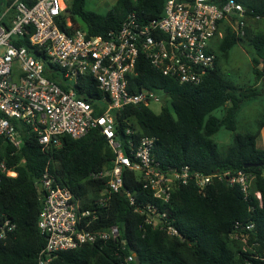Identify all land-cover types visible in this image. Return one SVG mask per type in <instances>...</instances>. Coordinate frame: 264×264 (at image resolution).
<instances>
[{
    "label": "trees",
    "instance_id": "obj_1",
    "mask_svg": "<svg viewBox=\"0 0 264 264\" xmlns=\"http://www.w3.org/2000/svg\"><path fill=\"white\" fill-rule=\"evenodd\" d=\"M236 1L243 6L245 22L264 19V0ZM85 2H68L71 25L62 20V31L81 29L87 36L105 35L117 30L127 13L134 11L139 20L147 22L161 17L164 5V0H115L100 13L85 9ZM239 41H246L252 49V73L260 81L259 87H240L220 69V58ZM24 42L29 48L26 39ZM212 51L213 67L206 68L195 84H180L163 75L140 54L129 76L128 89L133 93L141 89L161 91L160 109L154 113L139 104L114 111L115 132L125 152L129 139L136 144L141 136L154 137L151 153L161 166L179 169L187 165L207 174L222 170L249 172L253 177L250 198H244L238 185L215 179L204 193L189 182L175 187L167 202H160L144 187L138 172L125 171L123 187L135 201L154 204L164 213L161 223L154 225L146 222V215L134 210L124 192L113 193L106 205L95 203L105 179H92L89 174L109 168L114 157L99 127L78 138L62 136L58 147L46 150H42L34 135H25L19 150L12 155L10 145L0 147V156L16 171L15 176L3 177L0 182V213L16 226L13 234L0 241V264H31L44 244L37 227L41 191L35 183L45 167L59 185L80 198L83 208L98 215L91 228L115 225L119 229L118 240L61 250L48 264H264V147L256 146L264 114H259L254 126L243 125L244 130H239L238 121L244 102L257 99L264 105V31L245 26L244 34L239 36L224 25L223 35L215 39ZM47 74L57 79L55 73ZM73 87L78 96L101 112L95 99L103 93L96 89L90 76ZM127 128L131 129L130 134L125 133ZM221 128L229 131L231 138L219 149L214 135ZM254 191L260 192V205L252 195ZM247 223L253 224L251 230L244 228ZM167 224L179 236L167 233ZM237 233H242L245 241L241 236L234 237ZM127 256L132 257L128 263Z\"/></svg>",
    "mask_w": 264,
    "mask_h": 264
},
{
    "label": "built area",
    "instance_id": "obj_2",
    "mask_svg": "<svg viewBox=\"0 0 264 264\" xmlns=\"http://www.w3.org/2000/svg\"><path fill=\"white\" fill-rule=\"evenodd\" d=\"M69 1L10 0L0 10V147L10 145L9 155H12L19 150L23 136L32 134L42 150H46L58 147L62 136L78 138L99 127L114 157L109 168L89 174L92 179H105L104 189L95 203L106 205L113 193L124 192L134 210L146 215V222L154 225L161 223L164 213L154 204L135 201L123 187L125 171L138 172L144 187L160 202H167L175 187L189 182L204 193L215 179L238 185L244 198L249 199L253 177L244 170L207 174L193 171L187 165L179 169L161 166L152 157L155 140L152 136H141L136 144L129 139L125 152L115 132L113 116L114 111L127 105L161 103V91L141 89L133 93L128 89L129 76L140 54L163 75L180 84L199 82L203 71L213 67L212 40L221 35L220 22L228 20L234 33L244 34L246 22L241 3L164 0L159 18L142 22L131 11L117 30L87 36L81 29L70 33L60 29L62 20L71 25ZM47 73H55L57 79ZM87 76L103 93L95 99L101 112L94 109L92 102L78 96L73 87ZM125 133L130 134L131 129L127 128ZM15 175L14 168L0 156V182L3 177ZM35 186L41 191L37 227L44 244L31 264H48L57 252L84 243L119 239L115 225L91 228L98 215L83 208L80 198L59 185L47 167ZM252 195L260 205V192L254 191ZM15 227L14 222L0 213V241L13 234ZM164 227L167 233L178 235L171 225ZM244 228L251 230L253 224L247 223ZM239 236L245 241L242 233L234 234ZM131 260V256L125 258L127 263Z\"/></svg>",
    "mask_w": 264,
    "mask_h": 264
},
{
    "label": "rangeland",
    "instance_id": "obj_3",
    "mask_svg": "<svg viewBox=\"0 0 264 264\" xmlns=\"http://www.w3.org/2000/svg\"><path fill=\"white\" fill-rule=\"evenodd\" d=\"M0 1L3 3V6H6L9 0ZM114 1L115 0H86L85 9L104 13L113 5ZM246 27L250 28L252 31H264V19L253 18L246 20ZM246 43V41H239L228 51V54L221 57L219 62L220 69L224 76H228L233 82H235L240 87H247L252 85L255 87H259L260 81L256 80L254 74L252 73V49ZM256 102L257 99L248 100L247 102H244L242 106V111L238 117L239 121L241 117H245V115H247V110L249 109V107L251 108V112L254 118H259L261 116L258 115L257 112H259L263 104L256 111L255 107H259V105L257 106ZM160 105V102H152L148 105V107L152 112L157 113L159 112ZM216 113L220 114L219 111H217ZM253 124L254 122L248 124L247 126H254ZM239 130H244V126H239ZM230 138V132L223 128H221L214 135V139L216 140L219 149L224 148L230 142Z\"/></svg>",
    "mask_w": 264,
    "mask_h": 264
},
{
    "label": "crops",
    "instance_id": "obj_4",
    "mask_svg": "<svg viewBox=\"0 0 264 264\" xmlns=\"http://www.w3.org/2000/svg\"><path fill=\"white\" fill-rule=\"evenodd\" d=\"M1 3L2 2L0 1V10L4 7L3 3L2 4ZM224 25H228L231 28L230 22L228 20L221 21L220 22V28H219L221 35H217L216 37H214V39L212 40V44H214L216 38H221L222 37ZM261 66H262V63L259 64V67H261ZM256 103H257V106L259 105V107H255L256 111H257L261 107L262 104L260 102H256ZM250 112H251V108L249 107V109L247 110V115H245V117H241L240 121L238 120L240 122L241 126L244 125V126L248 127L247 125L252 123V122H254L253 125H255V122L257 121V117L254 118L252 112L251 113ZM259 112H257L258 115L259 114H264V105H262V107L260 108ZM256 146L259 147V148H263L264 147V126H262L260 128L259 134L256 137Z\"/></svg>",
    "mask_w": 264,
    "mask_h": 264
},
{
    "label": "water",
    "instance_id": "obj_5",
    "mask_svg": "<svg viewBox=\"0 0 264 264\" xmlns=\"http://www.w3.org/2000/svg\"><path fill=\"white\" fill-rule=\"evenodd\" d=\"M245 166H247V165H245Z\"/></svg>",
    "mask_w": 264,
    "mask_h": 264
}]
</instances>
